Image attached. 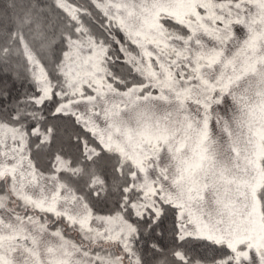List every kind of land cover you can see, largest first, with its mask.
I'll return each instance as SVG.
<instances>
[{"label": "snow or ice", "instance_id": "obj_1", "mask_svg": "<svg viewBox=\"0 0 264 264\" xmlns=\"http://www.w3.org/2000/svg\"><path fill=\"white\" fill-rule=\"evenodd\" d=\"M0 264H264V0H0Z\"/></svg>", "mask_w": 264, "mask_h": 264}]
</instances>
